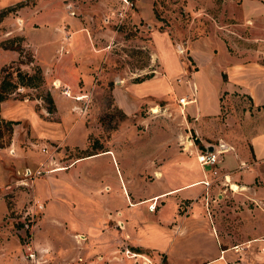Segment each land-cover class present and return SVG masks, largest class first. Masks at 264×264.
<instances>
[{"label":"rangeland","instance_id":"374dc122","mask_svg":"<svg viewBox=\"0 0 264 264\" xmlns=\"http://www.w3.org/2000/svg\"><path fill=\"white\" fill-rule=\"evenodd\" d=\"M121 2L107 12L87 5L90 39L76 58L66 38H52L49 29L56 15L60 24L65 2L0 0V264H192L218 254L223 228L241 243L201 264H264V167L231 190L220 171L194 160L198 135L209 127L193 131L187 109L198 102L212 110L218 98V130L234 141L249 125L264 124L262 105L252 108L245 94L219 89L231 60L264 64V0ZM182 95L195 100L181 105ZM155 152L158 176L145 160ZM170 160L187 161L188 175L205 170L209 181L193 198L177 200L180 216L162 223L172 232L152 233L162 200L154 210L141 204L113 211L126 205L124 192L135 199L183 181L186 174L163 176ZM67 179L98 181L105 197L87 209L88 197H71ZM171 198H163L167 217ZM98 202L112 211H96ZM130 221L142 244L170 246V258L134 248L135 239L118 231Z\"/></svg>","mask_w":264,"mask_h":264},{"label":"crops","instance_id":"0c3cea01","mask_svg":"<svg viewBox=\"0 0 264 264\" xmlns=\"http://www.w3.org/2000/svg\"><path fill=\"white\" fill-rule=\"evenodd\" d=\"M121 1L122 0H62V2H65L66 4L60 7L57 13L61 19L60 24H58L59 22L55 20V17H57V15L54 16L53 21H50L52 26L49 29L54 31V35L52 36V38L58 40L61 38H66L68 43V54L70 55L71 53L72 56H75L76 54L75 56L76 58L80 57L82 48H79V45L86 44L88 42V39H90V35L87 31V26H86L88 24V19L86 18L87 17L86 15L90 14L89 12H86L87 9H89L90 7H95V11L101 12V10H105L107 12L110 11L111 8L122 6L123 4ZM91 2H93V4ZM87 5H90V7L88 8ZM44 10H46V8H44L43 11ZM39 15H42L43 19H45L44 16L46 15H43L40 12ZM83 17L84 20H81V18ZM49 38H51V36ZM78 39L79 42H77ZM230 62L231 63L228 66L229 69H226V73H225L226 77L224 81L222 79L220 80L221 82L219 89L230 90L233 88L239 91L240 93L245 94V97L247 96L249 105L252 108L257 109V107L264 105V64L255 61L244 62L234 59L231 60ZM195 71L196 70H194L192 73H194ZM55 79L59 80L61 78L56 77ZM192 83L193 85L192 84L190 85L191 88L193 89V86L197 88L196 84L194 82ZM77 96H81V95H77ZM75 99H80V97ZM187 109L188 111H190V114H192L193 116V119L190 121V125L193 131H196V129H201V125L209 127V131L207 132V134L204 135L201 133L200 135H198L199 140L196 143L197 144L196 149L210 147L212 144H215L216 142H221L227 145V149L225 150V152L222 153V159L218 166V171H220V173L225 174L224 182L228 184L230 189L231 187L232 189L235 190L237 189L238 183L234 181L248 183L251 180H254L255 177H257V175L261 173V171L259 170L260 164L262 167H264V124L263 123L261 124L257 123L254 124L253 126L252 124L249 125L251 127H247L244 130V132L242 133L243 136L242 139H239L238 141H234L233 139H231V137H229L226 134V131L228 130L224 132L218 130V129L224 130V123L223 122L218 123L217 119H215V115H217L220 112L218 98L216 99L215 106L212 108V110H207L206 108L198 104V102L197 104H194L193 107L190 108L187 107ZM2 110L3 107L1 103V111ZM196 132L198 133V131ZM78 157L79 156L77 157L75 156L74 158H72L71 162L67 167L70 168L71 166H73L72 161H74ZM153 158L154 159L157 158L156 152L154 153V155L153 154L147 155L145 159L146 167L151 172V174L153 173L155 176H158L160 173L158 170H155L153 168V166L155 165L152 160ZM194 160L196 161V159ZM179 161L176 162L170 160L169 162H167L165 165L166 169L165 172L163 173V176L165 178H168V173L170 172H172L177 177L179 175L182 177L183 175L186 174V178L183 181L176 183L174 185L163 186L162 188L156 190L155 192L143 196H136L135 199H131L124 192L123 198L121 200L126 202V205H123L120 208L115 209L113 211H118V212L121 210L132 211V208L141 204H145L146 208L148 209L147 205L149 203H153V202L155 203L158 200H162L161 203L159 202V206H157L155 210L153 208V210L158 211V213L152 220L154 225V228L152 229V233L153 231L172 232L169 231L170 229L167 230L166 227H165L166 229H164L162 227V223L164 224L169 223L171 222L170 220L172 218L178 215L177 200L193 198L196 195V192L201 190L202 185H200V182H202L201 180L206 176L205 170L199 172L197 170L194 171L192 174L188 175L185 167V163H187V161L185 160H179ZM64 168L66 167L57 166L53 168V170L58 171ZM173 169L174 171H171ZM230 177L231 179H233V181H231ZM46 178L49 179V177ZM156 179L159 180V178ZM68 184L70 186H68ZM98 184H99L98 181H92L91 184L89 183V185L84 186L76 181L74 182L71 179L69 180L67 179L64 185L66 186V189H68L71 192L72 194L71 197L77 196L79 194V191L84 193L88 197L87 209H89L93 207L92 202L96 196L100 198L105 197L104 195L101 197L102 195L101 188L103 185H98ZM241 185L242 184L238 185L239 187L238 189L244 188ZM34 193L37 194L36 191H34ZM176 194L178 195V197L176 196ZM170 195L172 196L171 203L172 206H174V209L172 210L174 211V213L172 214V216L167 217V215H164V213L162 212L164 211L165 209L164 207L167 204L166 202H164L163 198H166L167 196ZM200 206L198 208H200ZM95 210L102 212L112 211L110 205L107 204L105 205L104 203H100V202H98ZM226 211H230V210H226ZM180 219L181 218H179V220ZM130 224H131V228L118 230V231L121 232L124 231L123 237H131V239L132 238L135 239L133 246L145 247V248L147 247L154 249L155 251L165 252L167 254V258H170L168 257L170 246L163 245L162 247H160L159 246L160 244L155 242H150V243L147 242L142 244L138 240L137 238L138 236L135 235L137 231L136 227L133 228L131 221ZM223 233L224 234L222 239L224 240L225 244L222 248L220 247L218 254L210 255L204 260L196 261L193 262L192 264H201L203 262H207L208 260L209 261L221 260L224 258L225 249L227 248L235 249L236 245L234 246L232 245L235 242L241 243V241L238 240L232 242V238L230 234L229 235L226 234L224 228H223ZM184 257L186 258L187 256L179 255L178 257H176L177 258L176 260L184 261L185 260ZM172 263L175 262L173 261ZM179 264H185V263L183 262Z\"/></svg>","mask_w":264,"mask_h":264},{"label":"built area","instance_id":"2783aa9c","mask_svg":"<svg viewBox=\"0 0 264 264\" xmlns=\"http://www.w3.org/2000/svg\"><path fill=\"white\" fill-rule=\"evenodd\" d=\"M191 90L192 91L190 94H193V89L191 88ZM185 97H186L185 95L179 96L177 98L178 103L181 105H185L186 104L185 102H188V101L193 102L195 100V98H193L192 96L188 97V98H185ZM263 114H264V110H263ZM226 149H227V145H225L224 143H221V142H216L215 144H212L210 146V149H208V147L196 149L194 157H195L197 163H199V165H208L211 167L210 171L213 174H218V166H219L221 159H222V153L225 152ZM28 173H31V171L28 167H25L24 168V174H28ZM221 175H223V178L225 177L224 173H222ZM201 181L204 185L209 184V181L207 180V178L202 179ZM153 208H154L153 203L148 205V209H153Z\"/></svg>","mask_w":264,"mask_h":264},{"label":"trees","instance_id":"16d2710c","mask_svg":"<svg viewBox=\"0 0 264 264\" xmlns=\"http://www.w3.org/2000/svg\"><path fill=\"white\" fill-rule=\"evenodd\" d=\"M3 95H0V100L1 99H3ZM263 106V108H264V105H262ZM3 122H5V124H7V128L11 131V124L14 122L13 120H11V119H7V120H3ZM0 145H3V144H0ZM134 248H137V249H139V247H134Z\"/></svg>","mask_w":264,"mask_h":264},{"label":"bare ground","instance_id":"6f19581e","mask_svg":"<svg viewBox=\"0 0 264 264\" xmlns=\"http://www.w3.org/2000/svg\"><path fill=\"white\" fill-rule=\"evenodd\" d=\"M77 98H78V97H77ZM80 99H81V97H80ZM185 103L188 104V103H190V102L188 101V102H185ZM198 164H199V163H198ZM152 207H153V206H152ZM152 207H151V208H152Z\"/></svg>","mask_w":264,"mask_h":264},{"label":"water","instance_id":"95a60500","mask_svg":"<svg viewBox=\"0 0 264 264\" xmlns=\"http://www.w3.org/2000/svg\"><path fill=\"white\" fill-rule=\"evenodd\" d=\"M208 149H210V147H208Z\"/></svg>","mask_w":264,"mask_h":264}]
</instances>
